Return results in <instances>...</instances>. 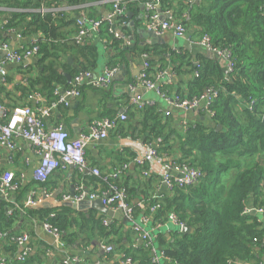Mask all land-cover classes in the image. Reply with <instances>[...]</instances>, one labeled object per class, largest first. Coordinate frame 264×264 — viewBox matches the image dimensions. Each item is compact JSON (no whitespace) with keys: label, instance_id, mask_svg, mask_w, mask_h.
I'll return each mask as SVG.
<instances>
[{"label":"trees","instance_id":"trees-1","mask_svg":"<svg viewBox=\"0 0 264 264\" xmlns=\"http://www.w3.org/2000/svg\"><path fill=\"white\" fill-rule=\"evenodd\" d=\"M7 1L18 11L11 15L5 28L19 29L27 36L40 34L35 40V44L39 46L38 75L24 78L27 83L22 87L18 86L24 95L46 91L52 99L51 102L55 101L56 89L71 86V80L69 81L66 75L73 79L78 73L90 70L96 62L97 47L92 44L77 45L75 37L69 38L84 26L77 24V17L71 18L66 12L53 11L54 2L60 6L65 4L69 7H82L81 10L90 8L85 10L91 12L88 16L90 20L102 19L99 33L95 37L106 40L107 46L114 51L108 66L118 67L121 63L125 52L123 41L114 37L112 26L115 24L126 30L127 17L114 19V24L104 20L99 11H95V5L87 7L100 0ZM190 1L160 0L159 12L163 16L170 15L171 18L182 19L180 22L191 30L193 39L208 35L213 46L228 50L233 62V71L227 76L226 67L203 54L197 56V64L191 62L186 55L170 50L166 53L165 49L161 52L154 50V56H162L165 61L169 59L175 72L180 71L181 64L192 68L193 82L187 98L199 97L209 87L220 91L211 111L212 122L215 126L220 125L221 130L217 131L216 127H207L197 121L179 126L176 112H169V115L164 117L155 105L140 110L129 107L127 121L120 124L115 131L133 139L142 138L145 143L160 140L159 154H171L177 150L181 154L180 163L189 164L204 173L197 186L175 188L163 200H149L150 205L144 212L148 217L152 215L154 220H159L173 213L180 223L193 229L187 234L178 230L175 232L174 242L163 250L168 260L162 264H235L236 261L241 264H263L264 0H202L199 3ZM133 5L128 4L127 10H132ZM104 6L112 12L111 4ZM42 9L46 11L40 12ZM186 14L188 19L184 18ZM70 24H76L77 31L69 33L59 29ZM63 40L76 49V56L81 60L80 69H73L66 62L62 65L57 63L60 59L59 52L65 51L57 43ZM142 54L149 55L150 52L145 49ZM148 61L151 63L149 75L154 76L152 67L155 61ZM163 67L165 66H160ZM78 88L82 95L86 90L92 89L84 85ZM102 94L107 96V92ZM149 179L160 180L157 176ZM98 182L101 184L99 180ZM118 185L123 187L120 181ZM20 194L21 188L16 195L19 199ZM251 200L255 209L263 208L261 215L253 216L247 212ZM155 205L158 209L152 213L151 207ZM26 210L31 216L38 215L42 222L48 221L62 232L66 245L68 228L77 224L81 226L78 212L71 207L48 210L32 207ZM137 212L133 208L134 216H137ZM51 214L55 215L53 219H49ZM19 218L18 210H13L4 218L0 217L1 231H9L12 223ZM110 226L111 224L107 225L106 229L100 228L104 236L108 237L114 232V228ZM20 237L22 236L17 233L13 238L11 236V242H7L5 247L9 255L5 263H39L40 258L30 256L29 253L23 261L19 260L20 247L17 240ZM158 240L162 242V237ZM124 253L125 259L131 258L137 264H159L153 261L151 248L144 244L135 249H124Z\"/></svg>","mask_w":264,"mask_h":264},{"label":"crops","instance_id":"crops-1","mask_svg":"<svg viewBox=\"0 0 264 264\" xmlns=\"http://www.w3.org/2000/svg\"><path fill=\"white\" fill-rule=\"evenodd\" d=\"M0 2L2 3L0 4V43H8L11 50L29 47L38 39L40 34L27 36L19 29L5 28L11 15L17 12L18 9L11 7L7 0H1ZM103 2L104 0H100L94 4H89L87 7L95 5V11H99L100 17L106 20L108 17L106 15H110L111 11L105 8ZM54 4L53 11L57 13L66 12L71 18L77 17V24L88 25L90 20L88 16L91 15V12L85 10H90V8L81 10L82 7H69L65 4L60 6L55 2ZM132 4H134L132 10H127L125 15L127 17V29L123 30V28L114 24L116 31L123 36L121 40L123 41V51L125 52L122 55L121 63L117 67L118 73L112 84L101 91L86 90L85 94L80 98L71 100L70 106H59L50 118H45L44 121L48 127L53 128L62 124L68 130L71 138H77L87 130L93 121L116 116L121 113L122 109L127 113L128 108L133 107L132 99L138 97H141L143 102H155L164 117H167L169 112H174L171 106L155 91L147 90L143 87L136 89L130 87L134 85L143 70L145 57L142 54V50L145 49L150 52L149 55L147 54L148 58L155 61V65L152 67V75L155 76L159 71L167 70L168 76L157 81L159 89L171 96L176 94L184 97L189 96L191 83L193 82L192 68L186 64H181L180 71L175 72L173 65L170 63L171 61L169 59L167 61L162 60V56L155 57L154 50L161 52L165 49L166 53L170 50L176 54L186 55L195 64H197V56L199 54L211 59L208 57L207 51L196 44L198 40L192 38L191 30L188 28H185L187 34L183 38H174L171 35L159 38L146 31L144 24L145 9L142 1L132 2ZM169 16L165 15L166 18L175 21L182 20ZM59 29L62 32L70 33L77 31V26L76 24H70ZM77 33L72 34L69 38L73 37L74 39ZM95 36L90 35L86 39L85 44H92L97 47L96 62L88 70L93 77L97 78L103 74L108 66L110 57L114 55V51L107 46L106 40H99ZM57 44L65 50L59 52L60 59L57 63L62 65L63 62H66L71 68L80 69L81 60L77 58L76 49L73 45L65 43V40ZM75 44H77L76 41ZM4 55V52H0V57H4ZM38 59L37 57L27 58L22 62L12 61L6 64L7 76L5 79L0 77V103L4 106L7 116L17 106L35 108L51 103L52 99L46 94V91L24 95L18 89L19 85L22 87L26 84L24 78L29 79L38 75ZM70 59L71 64L68 63ZM118 59H120L119 55ZM161 65L165 67L160 68ZM220 65L224 67L222 64ZM103 92H107L106 97L102 94ZM30 95L38 96L30 99ZM175 114L178 116L177 124L179 126L192 122L182 116L183 112H176ZM192 114L194 118L200 117L198 113L193 112ZM14 141L17 145V150L15 151L0 145V177L5 171H12L20 182L21 194L20 199L17 198V193L12 194L7 199L0 196V217L4 218L6 214L10 215L13 210H18L20 218L12 223L9 231H3V229L1 231L0 228V264L5 263L6 257L9 255L5 246L11 242V236L13 238L17 233L28 237L25 244V247L29 248L28 253L30 256L40 258L39 263L35 264H65L64 257L67 253L77 259L73 264H126L124 249H135L140 245H146L141 239L142 232L148 233L153 239L156 251V253H152L153 259L156 257L159 259L156 263L162 264L165 260H168L164 256L163 250L174 242L175 232L181 230L169 218L173 213L159 220H154L152 215L148 217L144 213L146 207L150 205V199L163 200L172 191L159 179L157 181L149 179V177H143L142 168L135 166L133 162L136 154L135 147L142 146L145 143L142 138L133 139L130 136L117 134L116 131L111 132L107 139L88 144L86 148L87 170L60 169L46 182L38 181L35 178L34 171L39 165L40 158L34 152L31 143L22 137H16ZM160 155L169 158L172 162H181V154L177 150H174L171 154L161 152ZM124 162L129 164V169L118 182L120 181V184L126 190L129 205L138 211L137 216H134V222L129 221L124 213L119 219L110 220L94 209L76 210L72 208L75 212H78L77 215L81 218V226L77 224L68 228L66 233L68 235V244L63 248L55 237L43 229V222L38 215L31 216L28 214L26 209L32 208L27 205L29 196L35 195L40 198L43 189L46 188L57 195L56 198L50 199H55V202H58L62 194L74 193L80 185H83L88 191L100 190L104 186L98 182L99 177L92 174L91 169L96 168L102 175L106 176L113 173ZM154 176L152 174L150 177L153 178ZM5 202L7 205L4 206ZM251 203L252 200L247 206L250 214L254 208ZM68 217L70 219V216ZM144 219L146 221H143ZM109 224L114 228V232L112 231L111 235L107 237L102 234L100 228L106 229ZM159 237H162V242L158 240ZM106 246H112L113 251L106 252ZM22 250L23 248L20 247L19 253ZM130 264L137 263L132 261ZM235 264L241 263L236 261Z\"/></svg>","mask_w":264,"mask_h":264},{"label":"built area","instance_id":"built-area-1","mask_svg":"<svg viewBox=\"0 0 264 264\" xmlns=\"http://www.w3.org/2000/svg\"><path fill=\"white\" fill-rule=\"evenodd\" d=\"M142 1L145 9L144 24L146 31L152 33L156 37L165 38L171 35L174 38H183L187 31L180 21L166 18L159 12L160 0H104L103 4H111L112 12L107 19L114 24V19L123 17L127 12V5L132 2ZM202 0H191L192 3H199ZM46 11L42 9L40 12ZM186 19L189 16H185ZM101 20H89L88 25L82 27L77 35L75 41L77 44H85L87 37L95 36L99 33ZM114 37L122 39L123 36L117 31H112ZM196 44L208 52L216 54L226 63V74L233 71V62L230 57V52L225 49L215 47L211 43L208 35H203ZM0 52L5 55L0 59V77L5 79L7 76L6 64L12 61L22 62L27 58H38L39 46L35 41L27 48L11 50L8 43H0ZM145 62L143 70L134 83L130 87L146 88L147 90L155 91L169 106L175 108L183 113L195 112L204 116L213 117L211 108L214 102L219 98L220 91L214 87L206 88L203 93L196 98L189 99L181 95L171 96L159 89L157 81L168 76L167 70L159 71L155 76L149 75L151 70V63L148 61V55L144 54ZM118 73L117 67L107 66L100 77H93L91 72L85 71L76 75L70 81V87L66 89H56L54 94L56 100L49 105L32 108L30 106H17L10 115H6L4 106L0 103V145L15 151L17 145L14 139L22 137L29 141L33 147L34 152L39 156L40 162L34 171L35 178L38 181L46 182L49 178L60 169L71 168L78 171H85L88 169V161L86 159V148L88 144L94 141L105 140L109 137L111 132H114L118 126L127 121L128 115L124 111L116 116L110 118H102L93 121L88 126L87 130L80 134L77 138H71L68 130L62 124L50 128L45 123V118H50L59 106L68 107L71 100L80 98L82 96L79 86H86L92 89H104L112 84ZM197 75V74H196ZM26 82V80H24ZM27 83V82H26ZM30 95L29 98L33 99ZM156 103L143 102L141 97L132 99V106L137 110L144 109L147 106H155ZM160 140L142 144V146L135 147V156L133 162L135 166L142 168V176L150 177L152 174L159 177L160 180L167 186L170 191L175 188H189L197 186L204 173L189 164L172 162L169 158L163 157L158 153L160 148ZM159 168V169H156ZM129 164L125 163L118 167L113 173L109 175H102L96 168L91 169L92 174L99 177L102 189L97 191H88L83 185L76 188L74 193L62 194L58 202L80 203L84 200L94 201L101 200L102 203L112 210H121L126 218L134 222L133 208L128 203V197L125 189L118 185V180L127 172ZM20 182L12 171H5L0 177V196L2 198H10L12 194H16L20 190ZM56 194L43 189L42 196L37 198L35 195L29 196L27 205L35 207L42 203L45 199L54 198ZM142 205L143 202H141ZM158 209L155 205L151 207V212L154 213ZM247 212L249 210L247 209ZM263 208L256 209V214L261 215ZM54 214L49 216V219L54 218ZM170 220L176 224L182 231L185 228L183 223H180L172 214ZM143 221H146L145 219ZM107 224V222H105ZM134 224V223H133ZM43 229L53 237H55L61 247H66L62 237L63 233L57 228L53 227L48 221L43 222ZM141 239L146 243L147 248H151L152 253H156L152 237L148 233H141ZM28 237L23 235L18 238L17 243L23 250L19 254V260L23 261L29 252V248L25 247ZM264 245V239H263ZM106 252H112V246L105 247ZM77 259L71 257L68 253L64 257L65 264H73ZM154 262H158L156 257ZM126 264L132 263L130 258L126 259ZM6 264V263H3ZM264 264V263H263Z\"/></svg>","mask_w":264,"mask_h":264},{"label":"water","instance_id":"water-1","mask_svg":"<svg viewBox=\"0 0 264 264\" xmlns=\"http://www.w3.org/2000/svg\"><path fill=\"white\" fill-rule=\"evenodd\" d=\"M108 16V14L106 15ZM112 31H116L115 26H112ZM207 55L209 58L218 61L220 64H222L224 67L226 65L225 61L221 58H219L216 54L212 53V52H208L207 51ZM2 57H0L1 59ZM69 64H71V59L68 61ZM67 79L70 81L72 79V77L70 75H66ZM171 109L174 112H178V113H182L181 111L176 110L175 108L171 107ZM124 112V110H121V113ZM193 112H187V113H183V117L188 118L189 120L193 121H197V122H201L203 124H205L207 127H211L214 128L216 127L217 131L221 130V126H215L214 123L212 122V118L209 116H200L198 118H194L192 117ZM57 195H55L54 198H56ZM61 207H71L73 209L76 210H83V209H94L99 211L102 215L106 216L108 219L113 220V219H119L120 217L123 216V211L121 210H112L109 207L105 206L101 200H94V201H88V200H84L80 203H71V202H55V199H45L42 203H40L39 205L33 207L35 209H56V208H61ZM251 215L255 216L256 215V210L253 208ZM192 229L189 227H185L182 230V233L187 234V233H191Z\"/></svg>","mask_w":264,"mask_h":264}]
</instances>
